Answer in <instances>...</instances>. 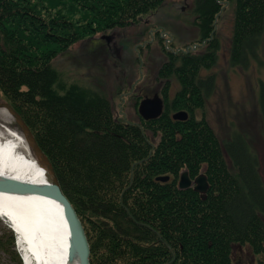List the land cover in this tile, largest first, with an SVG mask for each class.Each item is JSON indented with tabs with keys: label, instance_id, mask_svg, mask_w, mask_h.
<instances>
[{
	"label": "trees",
	"instance_id": "obj_1",
	"mask_svg": "<svg viewBox=\"0 0 264 264\" xmlns=\"http://www.w3.org/2000/svg\"><path fill=\"white\" fill-rule=\"evenodd\" d=\"M164 1L0 0V93L51 162L84 227L90 264H231L233 244L264 253V187L243 137L219 141L205 120L192 117L119 120L108 98L67 86L51 64L72 43L138 22ZM218 1L193 0L205 46L166 51L160 77L174 76L186 90L191 83L212 86L213 75L202 78L199 69L218 56L212 32L222 10ZM228 1L234 12L230 62L237 65L264 44V0ZM259 108L264 139L263 98ZM147 133L156 137L149 157ZM202 163L203 198L191 187L178 188L175 179H156L182 168L193 177Z\"/></svg>",
	"mask_w": 264,
	"mask_h": 264
},
{
	"label": "rangeland",
	"instance_id": "obj_2",
	"mask_svg": "<svg viewBox=\"0 0 264 264\" xmlns=\"http://www.w3.org/2000/svg\"><path fill=\"white\" fill-rule=\"evenodd\" d=\"M218 3L222 10L215 17L212 32L216 34L220 48L216 62L199 69L202 78L213 75V89L204 102L201 114L204 113L219 141L235 134L244 138V143L256 158L257 172L264 187V139L259 108V99H264V44L261 40L256 53L246 54L241 64H231L233 3L228 0H219ZM193 10V0H165L157 10L141 16L138 22L96 31L84 40L72 43L66 51L53 58L51 64L67 86L75 84L111 98L119 120L139 123L133 89L142 85L156 86L165 80L160 77L159 70L167 60L166 51L200 52L205 46L198 25L200 20ZM109 35L114 43L106 45L103 41ZM166 40L168 43H165ZM169 81L176 83L177 80L173 76ZM131 85L132 89H129ZM0 101H4L1 93ZM120 102L122 108L118 107ZM3 126L13 128L20 134L12 118L6 121L0 117V130H3ZM226 159V165L231 169L230 161ZM180 171L189 174L186 168ZM179 172L170 173L175 181ZM131 174L132 171L129 179ZM164 174L157 177H168V174ZM0 239L3 243L0 245V264H18L17 257L23 264L17 236L1 218ZM231 257V264H252L263 260L264 253L255 254L249 244H233Z\"/></svg>",
	"mask_w": 264,
	"mask_h": 264
},
{
	"label": "bare ground",
	"instance_id": "obj_3",
	"mask_svg": "<svg viewBox=\"0 0 264 264\" xmlns=\"http://www.w3.org/2000/svg\"><path fill=\"white\" fill-rule=\"evenodd\" d=\"M2 120H10L0 108ZM0 176L31 183L47 182L25 140L8 126L0 130ZM0 217L11 224L24 264H67V230L59 207L42 196L0 194Z\"/></svg>",
	"mask_w": 264,
	"mask_h": 264
},
{
	"label": "water",
	"instance_id": "obj_4",
	"mask_svg": "<svg viewBox=\"0 0 264 264\" xmlns=\"http://www.w3.org/2000/svg\"><path fill=\"white\" fill-rule=\"evenodd\" d=\"M0 108L5 109L14 120L20 135L25 140L28 151L31 152L34 160L43 168L48 180L43 183H31L0 176V194L24 197L42 196L55 202L64 217L67 230V264H90V246L84 227L75 208L67 195L63 192L51 162L38 146L27 124L13 107L4 101H0ZM160 109L161 106L156 98L145 99L139 105V112L145 119L157 116L160 113ZM186 116L185 112H177L173 115V118L185 120ZM157 179L165 181L168 177H157ZM194 182L196 183L194 187L195 190L200 193H204L207 190L208 183L204 175H198ZM190 183L191 180L188 178L187 172H183L179 182V188H187ZM202 197H204V195ZM1 219L4 220L9 227H12L5 218L2 217Z\"/></svg>",
	"mask_w": 264,
	"mask_h": 264
},
{
	"label": "flooded vegetation",
	"instance_id": "obj_5",
	"mask_svg": "<svg viewBox=\"0 0 264 264\" xmlns=\"http://www.w3.org/2000/svg\"><path fill=\"white\" fill-rule=\"evenodd\" d=\"M103 42L106 45L107 44L111 45V43H114V41H113V39H111L110 35L107 36V39L104 40ZM165 43H168V40H166ZM198 47H200V45ZM195 48H197V47H195ZM187 52H189V50ZM193 52H195V51H193ZM186 86L187 85L185 83H181L178 81H176V83L170 82L168 78H166L163 82H159L156 86H151V87L150 86L146 87L145 85L137 86L135 89H133V92H134L133 96H135V99H136L135 100V107H136L137 117H138L139 121L140 120L148 121V120L156 119L163 114H166L167 117H170L172 120H175V121H185V120L192 117L196 121L197 120H205L209 124L210 128L214 131L211 124L206 119L204 113L202 112V114H201V111H203L204 102H205V100H207L208 96L211 94L210 92L212 91L213 88L208 87V83H204V84L203 83H195V84L191 83L190 84V86H192L191 90H186V88H185ZM194 88H195V90H194ZM129 89H132V85ZM128 92H130V90ZM128 92H122V94L123 93L127 94ZM198 97H201L200 100L202 99L201 100L202 104L200 106H195V104L197 102L195 99H198ZM152 98L158 99L159 105L161 106L160 113L155 117L145 119L139 112V105L143 100L152 99ZM108 100L112 103L111 98L110 99L108 98ZM111 105H113V103ZM118 107L122 108L121 102L118 103ZM196 109L198 110L199 115L197 114L198 112H196ZM112 111L115 113V116L118 118V115L114 110V105L112 106ZM177 112H185L187 115L186 119L181 120V119L173 118V115L176 114ZM171 133L174 134L176 137H181V131H179L177 129H174L173 131H171ZM214 133H215V131H214ZM146 137H147V139L149 137L148 140H149V143L151 145L150 150L148 152V157H149L152 153L151 149L155 146L154 144L156 142V137L153 136L151 133H147ZM204 169H205V164L202 163L200 168H199L200 173H198L194 177H191L188 174V172L186 171L188 178L191 180V183L189 184L188 187H191L194 189V187L196 186V183L194 182V180L198 175H204L205 179H206ZM183 172L184 171H180L178 173V179L176 181V184L178 186H179V182L181 180V176H182ZM169 179H174V178L170 174H168V179L165 181H168ZM157 181H159V180H157ZM206 182H207V179H206ZM207 188H208V186H207ZM195 191L197 193H199V195L201 197L206 192L205 191L204 193H200L197 190H195Z\"/></svg>",
	"mask_w": 264,
	"mask_h": 264
}]
</instances>
